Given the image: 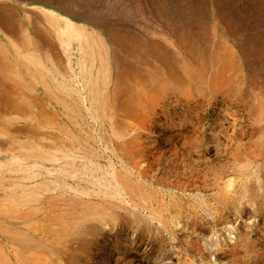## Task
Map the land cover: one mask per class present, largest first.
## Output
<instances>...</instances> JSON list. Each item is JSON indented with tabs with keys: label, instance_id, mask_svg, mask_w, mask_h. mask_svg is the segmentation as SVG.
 <instances>
[{
	"label": "rangeland",
	"instance_id": "374dc122",
	"mask_svg": "<svg viewBox=\"0 0 264 264\" xmlns=\"http://www.w3.org/2000/svg\"><path fill=\"white\" fill-rule=\"evenodd\" d=\"M263 27L264 0H0V264H264Z\"/></svg>",
	"mask_w": 264,
	"mask_h": 264
},
{
	"label": "bare ground",
	"instance_id": "6f19581e",
	"mask_svg": "<svg viewBox=\"0 0 264 264\" xmlns=\"http://www.w3.org/2000/svg\"><path fill=\"white\" fill-rule=\"evenodd\" d=\"M25 1V0H24ZM40 9V8H39ZM49 10V9H48ZM47 11V10H46ZM45 12V11H44ZM50 12V11H49ZM47 13V12H46ZM52 13V12H51ZM54 13V12H53ZM48 14V13H47ZM55 16V15H54ZM44 17V16H43ZM56 17H58V16H56ZM55 17V25H59V27H60V30H61V32L62 33H65L66 35H68V36H74L76 33H77V35L79 36V37H81V36H83L84 35V33H82L81 31H80V29L78 28V27H76L72 22H70V21H68L67 19L66 20H61L60 18H56ZM45 18V17H44ZM15 21V20H14ZM41 21V20H40ZM46 25H50L49 23L48 24H46ZM42 28V27H41ZM52 28V27H51ZM264 28V27H263ZM21 29V28H20ZM23 29V28H22ZM11 30V29H10ZM59 30V29H58ZM6 31V30H5ZM9 32V31H8ZM21 32V31H20ZM24 32V31H23ZM84 32H86V31H84ZM15 33H16V31H15ZM36 33V32H35ZM11 35V34H10ZM25 35V34H24ZM23 35V36H24ZM28 35V34H27ZM59 35V34H58ZM25 37V36H24ZM23 37V38H24ZM61 37V36H60ZM64 37V36H63ZM85 37V36H84ZM29 38V37H28ZM27 38V39H28ZM101 38V37H100ZM46 42V41H45ZM51 42V41H50ZM99 42V41H98ZM52 44V43H51ZM15 45V44H14ZM225 45V44H224ZM82 48V47H81ZM91 49V48H90ZM85 51V50H84ZM55 52V51H54ZM234 59V58H233ZM3 60V59H2ZM1 60V61H2ZM229 63V62H228ZM3 64H7V63H3ZM203 65V64H202ZM193 66V65H192ZM199 68V67H198ZM26 69V68H25ZM200 70V69H199ZM191 70H189L188 72H190ZM187 72V71H186ZM224 72V71H223ZM191 75V74H190ZM190 75H188V76H190ZM186 77V76H185ZM117 78V77H116ZM229 83V82H228ZM190 85V84H189ZM116 87V86H115ZM214 87V86H213ZM112 88V87H111ZM183 88V87H182ZM170 89V88H169ZM171 90V89H170ZM172 92V91H171ZM220 93V92H219ZM1 94V93H0ZM2 95V94H1ZM227 96V95H226ZM4 97V96H3ZM222 97V96H221ZM8 100V99H7ZM3 102V101H2ZM10 102V101H9ZM9 102H8V104H9ZM136 102V101H135ZM252 107V106H251ZM8 108V107H7ZM8 110V109H7ZM252 110V109H251ZM129 127V126H128ZM130 128V127H129ZM119 138V137H118ZM129 142V141H128ZM22 226V225H21ZM72 228V227H71ZM70 229V228H69ZM8 233H10V231L8 232ZM7 233V234H8ZM55 233V232H54ZM65 233V232H64ZM12 234V233H11ZM8 235H10V234H8ZM50 235V234H49ZM18 236V235H17ZM12 239V238H11ZM24 240V239H23ZM11 241V240H10ZM25 241V240H24ZM18 241L17 242V239H15L14 240V244L13 245H15L16 247H15V250H16V255L18 256V259H20L21 261H23L22 259L24 258V257H22V247H25V248H27V249H33V247H34V245L33 244H31V241H29V242H27V241ZM70 241V240H69ZM19 242H24V243H21V246H20V243ZM35 242V241H34ZM13 247V246H12ZM20 247V248H19ZM46 247V246H45ZM14 248V247H13ZM64 248V247H63ZM34 250V249H33ZM13 251V250H12ZM1 252V251H0ZM14 252V251H13ZM24 253V252H23ZM26 254V253H25ZM13 255V254H12ZM15 255V254H14ZM27 255V254H26ZM2 258V257H1ZM69 259V258H68ZM34 260V259H33ZM4 264V263H3ZM73 264V263H72Z\"/></svg>",
	"mask_w": 264,
	"mask_h": 264
}]
</instances>
